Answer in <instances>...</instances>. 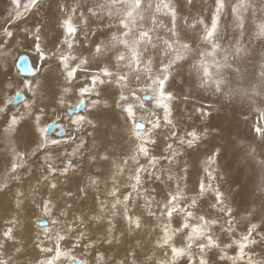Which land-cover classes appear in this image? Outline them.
Listing matches in <instances>:
<instances>
[{"label": "snow or ice", "instance_id": "obj_1", "mask_svg": "<svg viewBox=\"0 0 264 264\" xmlns=\"http://www.w3.org/2000/svg\"><path fill=\"white\" fill-rule=\"evenodd\" d=\"M194 0H103L87 7V15L80 12L78 17L79 24L75 22L76 13L82 7V0H74L71 7L66 10L64 4L58 5L60 12L63 14L57 27L61 30L60 34L55 38L53 48L47 51L42 46L43 26L37 24L33 29H25V32L33 37L35 44V52L42 61L46 57H50L58 61L57 71L60 73L58 79H62L60 84V95L58 103L64 104L67 94L73 91L72 81L79 72L87 73L90 68H95L94 74L91 75V86H82L78 89L81 99L76 107L83 104L82 97L85 93L95 91L97 96H101L107 90L113 87L119 90L118 98L113 95L115 108L121 110V118L126 122L131 121V125L127 128L129 140L133 141L130 152L125 154L119 162L111 158L110 151H115V145L105 148L104 152H95L89 156L91 161H109L111 159L112 173L108 177L112 186L107 189L106 196L111 200H100L96 198L98 211L90 214L87 220L102 222L107 220L105 243L111 245L114 242L119 243L120 238L115 236V225L113 218L120 216L128 224V233L132 234L140 230L144 225L141 215L136 214L133 210L137 206V200H142L140 207L144 213L156 221V227L160 229L162 235L158 236L155 241L156 248L166 249L163 258H156L153 254L145 255L143 261L136 259L135 253H131V260L122 259L115 261V264H180L181 258H186V264H210L208 253L218 250L219 260L229 261L230 264H264V260H256L245 250L253 245L264 244V232L259 231L261 224H264V217L260 223L251 222L256 208L253 206L247 211V215L242 217L249 220L247 231L240 234L239 239L232 240L231 243L221 245L218 237L213 231L217 225L216 219H206L204 215H197L194 211L199 206L202 198L209 193L214 197L209 207L224 216L229 217L226 221L227 227L220 225L221 231L231 237L235 232V219L232 217L233 209L226 202L224 192L213 181L215 169L210 170L222 153V149L215 147L207 155L206 161L203 162V173L206 174L207 182L204 178H200L194 194L190 197L186 195L187 185L181 186L188 175V167L185 162L180 168V172L184 175H178L173 168L180 164L179 157L183 154L181 149L184 147L192 148L199 142L203 136L209 134L208 129L203 133H199L193 129L186 131L184 134H178L177 125L172 119L171 102L175 96L166 88V81L170 73L173 71L174 65L194 52L192 43L186 38V33L195 34L200 42L198 59L194 60L191 65V71L200 77L202 82L211 81L215 84V93L223 96L225 99H231L234 95L241 92L246 94L243 88L229 87L223 77V69L225 67H234V71L239 79H243V73L240 65L230 64V59L240 60L248 49L245 45V37L259 38L264 42V0H201V11L195 15H181L182 8H191ZM11 4L15 7L9 13L8 20H18L22 15L30 11L32 8L40 6L39 0H27L23 5L24 12L19 10V0H11ZM231 10V27L233 34L227 44L223 43V24L226 9ZM241 9H245L248 15H241ZM148 11L151 15V26L143 24V12ZM157 14H163L169 18V25H165ZM252 16V31H248V16ZM139 16L142 23L137 26L136 17ZM107 23L104 25L108 28V33L104 39L92 41V46L88 56L73 54L76 50L74 45L78 43L77 36L83 35L85 41L88 38V25L92 20ZM183 21V32L181 31L180 21ZM7 22V21H6ZM115 28V31L112 29ZM158 30H163L166 35H159ZM4 36L12 37L13 32L7 28L3 30ZM98 33H93L96 35ZM203 45L204 47H200ZM210 49V50H206ZM219 56L220 59L216 57ZM262 58L259 70V79L261 82V91L264 93V50L259 53ZM158 60V63H157ZM114 62V63H113ZM115 69V70H114ZM98 86H103L98 88ZM25 87L33 95V100L24 103V111L13 113L10 117L9 105L22 95L21 91H17L13 96H5L0 102V115L5 117L2 126V132L6 139L15 137L18 142L24 143L26 150L18 151L16 147L12 148V159L10 166L6 165L3 173H0V192L7 191L12 181H21L22 176L20 170L25 168L27 159L35 156L41 150L44 151V169L37 179V183L44 182L49 190H55L57 184L53 180V173L59 172L61 176L69 174L73 165L65 162L62 168L55 166V158L49 154L52 145H56L58 141L49 139L44 135L46 128L41 126V118L39 115L33 117V107L36 103V97L40 93L43 85L36 82L35 87L26 84ZM150 95L154 104L152 109H145L142 95ZM131 97V102H129ZM93 109L98 113L110 111L111 106L107 100L100 99L91 102ZM139 107L150 113V117L146 122L150 127H144L140 120L136 118L135 108ZM163 111V120L156 117V110ZM259 114L260 120L264 121V108L255 109ZM203 116L208 113L201 108L196 109ZM101 115L87 113L79 115L73 121L78 128L84 124L90 126L93 131H97ZM91 117V118H90ZM247 119V117H245ZM169 129L168 136L175 137L178 146L174 147L171 143L167 145L165 152L160 155L153 154L152 147L158 145L156 130L160 128ZM253 131L259 139V145L248 143L241 144L244 149V155L248 161L255 165L261 173L257 191L264 193V126L260 124L253 125ZM168 137H166L167 139ZM83 140H80L76 147L70 153L66 154V158L76 157L82 149L87 148ZM95 147V144H94ZM141 158L146 163L141 162ZM167 161L166 164L162 163ZM97 172L101 169L97 168ZM47 173V175L44 174ZM127 173V182L121 184L118 177H122ZM154 178L161 184L165 185V189L160 190L161 199H157L156 189L146 188L145 178ZM106 182V181H105ZM175 183L176 187L171 188V183ZM99 178L89 175L87 182L81 186L78 191L83 193L85 197L89 190H96ZM121 187L127 189L126 193L121 194ZM72 196L73 193H65ZM24 193L19 190L16 193V205L22 206L21 197ZM183 202V203H182ZM71 207V205H68ZM44 215L51 216L55 204L50 198H44L42 201ZM105 213L107 215H105ZM180 214L182 222L178 227H173L174 214ZM60 216H67V211L61 209ZM74 222L67 224L65 232L57 231L54 234L46 235V239L54 241V247H44L43 242L37 244L42 253H53L51 258H45L37 262V264H58L61 257H64L69 264H88L87 259L77 258L72 254L71 249H63L61 242L66 239V234L78 233L76 242L72 244V248H76L81 239H84L86 233L82 230L85 227V218L82 215H74ZM7 227L2 235L5 240L13 239L15 233L12 225L16 221H8ZM52 224H58L60 221L56 218L51 220ZM179 235L184 243L182 246H176L174 237ZM259 237V239H257ZM139 246V241L137 242ZM236 246V255L227 254V249ZM93 243L89 242L85 245L86 249H91ZM197 248L198 254H194L191 249ZM170 250V255L169 251ZM248 257L245 259V257ZM109 258L103 253L97 252L95 256V264H108ZM0 264H7L6 260L0 259Z\"/></svg>", "mask_w": 264, "mask_h": 264}, {"label": "bare ground", "instance_id": "obj_2", "mask_svg": "<svg viewBox=\"0 0 264 264\" xmlns=\"http://www.w3.org/2000/svg\"><path fill=\"white\" fill-rule=\"evenodd\" d=\"M97 2H103V0H82V7L75 14L76 15L75 22L79 24L80 22H79L78 17L80 15V12H84L87 15V7ZM147 2L148 0H145L146 5H147ZM73 3H74V0H67V1H62L61 4H64L66 6V10H68ZM200 11H201V5L198 3V0H194V3L191 6V8L185 7L181 9V15L182 16L195 15L197 12H200ZM225 11L227 14L224 17H222V20L224 21L223 43L227 44L228 40H230L232 37L233 29L231 27V21H232L231 12H229L228 9H226ZM142 14L144 16L143 24H145L146 26H149L148 23H150V21L148 22V20L151 16L150 13L148 11H144ZM240 14L246 15L247 12L244 13L243 9H241ZM62 15L63 14L60 12L59 7L51 12L50 11L38 12V14L36 15L37 16L36 18L38 19L40 18V21H41L40 25H42L44 28L42 32L43 40L41 41V44H44V42L51 43L60 34L61 30L57 27V25ZM31 20H34V16H31V17L29 16L26 19V21H24L17 29H11L10 31L13 32L14 35L12 37H8V39L6 38L7 40H4L2 43H1V40L4 39V35L2 38H0V46L4 43L3 44L4 47L3 48H1L2 46L0 47V50L2 51V52L0 51V102L3 101L5 96H11L14 94V92L18 89V87H15L16 84L22 85L25 81V79H16V78L8 77L9 75H5V73L9 66V61L12 58V55L10 53L12 52V50L10 48L13 47L15 43H18L20 41V40H16L19 36L23 38L24 36L28 37L27 39H29V42L35 45L33 42V37L25 32V29H30V27L28 26L32 22ZM162 22L166 26L169 25V18L166 16L163 17ZM106 23H107V19H105L103 23L100 21L92 20L88 25V28H89L88 36L89 37L85 41V38L83 35L77 36L78 43L74 45V48L76 51L73 54H80L83 56H88L89 50L92 46V41L93 40L99 41L100 39H104L105 35L108 33L109 31L108 28L104 26ZM141 23L142 21L140 17L137 16L136 17L137 26L141 25ZM34 25L35 24H33V26ZM180 25H181V31L183 32V21L182 20L180 21ZM252 28H253L252 22L251 24L248 22V31L251 32ZM115 30H116L115 28L112 29V31H115ZM161 31L166 35V33L163 30ZM94 32L98 34L93 35ZM160 32L158 30V34ZM185 36L189 40V42L192 43L193 48L196 50L188 54L184 58V60L179 61L177 65L181 62H184L186 65H190L188 67H191V65L194 63V60L198 59L199 57L200 48H198L197 45L200 44V42L198 41L195 34L193 33H186ZM27 39L24 38V41ZM245 41L246 42L255 41L256 43H260V41L258 40V37L252 38L247 35L245 37ZM26 43L28 42H25V44ZM260 45L261 46L255 48L256 49L255 53H257L255 55L254 54L251 55V53L253 52H250L251 45L248 44L246 45V47L249 51L247 54L243 56L242 59L240 60L230 59L229 61L230 64L235 65L238 63L240 65V70L243 73V79L238 78L237 74L234 71V67L233 68L225 67L222 70L223 77L229 87L243 88L246 90V94L244 92H241L240 94L236 95L240 101H243L242 104L239 102V100H237L236 102L225 101L222 103L221 96L215 93V87H216L215 84L212 83L211 81L202 82L199 76H196V80L193 81L192 83H191L192 78L190 77L186 78L185 84H183L180 81L182 83V86L180 88L179 94L181 97L185 98V100L180 101L175 98L171 102L172 113H173L172 119L173 121H176V122L181 121V120L186 122V119H188V117L191 116V114L193 115V112H197L195 106H193L196 104H194V102L192 104V101L202 102L203 104H206L208 107L209 113L207 116H203L201 112H197L199 113L200 116L204 117L202 120L198 121L197 131L199 133H203L205 129H208L209 134L207 136H203L202 139L199 142H197V144H195L192 148L184 147L183 149H181L183 154L179 157L180 164L175 166L173 168V171L177 172L178 175H184V173L180 172V168L184 166L185 162L187 163L188 175H187L186 180L182 182L181 186L185 184L187 185L186 195L190 197L191 195L194 194V190L196 189V186L198 185L200 178H204L205 182H207L206 174L203 173L202 171V168L204 166L203 162L206 161L207 155H209L211 150L214 149L215 147H219L222 149L221 155L217 159L216 163L211 166L210 170L215 169L214 176L216 177V179L213 181V183L215 186H218L222 192H224L225 197H226V202L233 209L232 217H234L235 219V232L230 237L232 238V240L239 239L240 234L242 232L247 231L249 220L243 219L242 217L247 215V211L250 208H252L253 206H255L256 208L254 215L250 218L251 222L260 223L262 217H264V204H262L261 202L260 192L257 191V184L259 183V178H260L261 173L258 169H256L254 164H252L250 161L246 159L244 155V149L243 147H241L242 143L243 144L252 143V144L259 145L260 142H259L258 137L253 131V125L260 124L261 126H264V121L260 120L259 114L255 110L257 108H264V101L261 100V96H264V93H262L261 91V82L259 79L260 64L262 62V58L259 56V53L262 50H264V48L262 47V43H260ZM200 47H204V46L200 45ZM16 48L18 47L16 46ZM50 50L52 49L50 48ZM206 50H210V49H206ZM21 54H23V52L19 51L18 55H21ZM35 55H38V54H35ZM254 56L255 58H253ZM216 58L220 59L219 56H217ZM21 59H25L27 61V64L25 67L19 68L17 66V63ZM29 60L27 57L23 55L16 58L15 66L19 70V73L21 75L28 76L30 72ZM39 62H41L40 64L41 66L38 70V74L37 73L34 74V77H31V78L28 77V80H30V82L33 84L31 85L33 87H35L37 81H39V83L43 85L40 93H38L37 97L35 98L36 103L33 107V111L36 110V112L40 114L41 126L43 127V125L45 124L47 120H50L52 117L54 118L58 117L57 115H59L60 113V110L57 109V106L60 104L58 103V97L60 95V84H62L63 81L62 79H58L60 77V73L57 71L58 61L55 60L52 62L51 59L47 60L45 58L44 61L40 59ZM157 63H158V60H157ZM91 75L92 74L90 73H84L82 71L79 72L76 78L73 80L74 83H72L71 85L73 88V91L67 94V96L65 97V101L70 102L75 97L80 96L78 89L82 86H88V80L91 81ZM18 81H21V82H18ZM91 84H92V81L90 82V85ZM48 85L52 87L51 89L49 88L51 92L46 91V89L48 88ZM102 87L103 86H98V88H102ZM166 88L168 89L167 85H166ZM91 94H86L84 95V97H82V99L89 100L90 102L87 101L88 104L84 103L85 104L84 109L78 113H74V115L70 117L69 121L68 120L65 121L63 116H61L63 119L59 121V123L64 124V126L67 123V126H68L67 129L71 132H69L70 133L69 135H67L68 133L67 132L66 134L64 133L65 135L64 137L62 136L63 139L66 138L67 136V139L64 141L63 146H59L57 149L63 148V150L57 151V149L53 147L51 148V151L49 152V154L55 158V161H57L56 159L60 157L62 161L63 157L66 158V154L70 153L72 149L77 146L80 140H83L88 147L85 149H82L78 156L66 158L69 160L72 159L71 163L68 161L69 164L73 165V168L70 170L69 174L65 176H61L59 172L52 174L53 180L57 184V188L55 190H49L47 185L43 182H41L42 185L41 187H39L38 191H34V190L29 191L25 189L24 187H22L21 185H19L18 187H20L19 189H21L20 192L24 193V196L21 197L22 206L19 208L16 205L17 191L12 190L13 187L14 188L16 187L15 186L16 183L12 181L11 183L13 184L10 185L11 187L9 186L10 187L8 188L9 191L7 190V191L0 193V225H3V226H0V232H3L7 227L11 226L9 225L8 221L14 219L16 223L12 225V227H13V231L15 233L14 236H16L15 237L16 239L20 232L26 230L22 228L21 226L17 225V222H18L17 219L21 218L22 216L29 215L30 212H37L36 211L37 208L35 210V207L37 206H38V209L41 208V210H38L36 214H31V215L32 216L39 215V217L40 215L41 216L44 215L43 208H42V201L44 198H50V199L56 200V199H59L60 196H62L63 198L62 200H64L63 201L64 203L62 202L58 203L57 201L56 203L54 200H52L53 203L55 204V208L53 209L52 216L56 217L60 221V223H58L57 225V231H61V232L66 230L67 224L69 222H74L73 217L74 215H76L77 210L85 211V213L87 214L86 215L87 217L90 214L97 212L98 211L97 204H96L97 197H99L100 200H105V199L111 200L110 197L106 196L107 189L111 188L112 186L111 180L108 179V177L110 176V172L113 171L111 170L112 169L111 159L110 161H107V162L99 161V160L91 161L89 159V156L94 154L95 152H104L105 148H110L112 145H115V147L117 148V151L116 150L110 151L109 155L111 158H114L117 160V162H119V158L127 154L126 151L128 150V148L129 149L132 148L131 146L133 144V141L129 140V135L127 131L128 121L126 122L124 119H122L121 114L118 111H115L113 109L115 108L114 102L112 100V96L113 94H115L114 89L112 88V89L107 90L105 93H102L101 96H97L95 94V91L92 92ZM149 97H150V100L148 102L143 101V103L146 107L149 104L148 107H151L152 109L154 107V104L152 103L150 95ZM97 99H100L102 104L104 100H107L108 104L111 106V110L103 111L102 115L101 113H98L97 110L93 109L91 106V102ZM32 100H33V95L30 92V94L28 95V98L25 95L24 101L19 103L20 105H18L17 107H12L11 105H9L8 107L10 111L8 112V116L10 117L13 113H17V110H19L20 112H23L24 103H29ZM209 101H215L220 104L217 105ZM250 101H258L259 103L256 105H252ZM212 103L215 106H212ZM61 105H64V104H61ZM216 107L219 109H222L221 111H224V112L220 113L218 112L219 110L218 111L214 110V108ZM75 108L76 106L74 108L71 107V109H74V110ZM63 109L61 111L62 112L64 111L66 113L67 108L64 110ZM87 109L89 113H93L94 115H101V121H100L98 130L95 132L88 125H82L79 128H77V126L73 124V121L76 119L77 116L85 115V111ZM83 111L84 113H82ZM135 112H136L137 119H140L141 117H145V120H143L145 124L146 119L149 118V115H148L149 112L148 114L147 113L141 114L140 112L137 111L136 108H135ZM156 113H157L156 116H158L157 118H159L162 121L163 111L160 109H157ZM245 117H247V119H245ZM34 118L35 117L33 116L32 120H34ZM4 122H5V117L3 115H0V132H2V126ZM101 125H104L102 129H101ZM187 127H190V125L188 124ZM188 129L191 130V128H188ZM163 132H164L163 127L156 130V133L158 134V137H157L158 145L152 147L151 150L153 154L160 151L161 146H163L162 135H161ZM167 143L168 144L171 143L173 146H175L176 144L174 139H169ZM94 144H95V147H94ZM13 147H16L18 151L26 150L24 143L18 142L14 136L6 139L3 135H1L0 137V170L1 172L2 171L4 172L5 166L7 165V161H9L8 165L10 166ZM121 149H123V152L121 151ZM44 154H45L44 151H40L38 152V155H40V157L39 156H36V157L33 156L34 158L29 157L30 162L27 161L26 167L24 170L32 171V174L34 175L37 174V177H39L41 174V171H44V169L40 168L41 164L43 163L42 158ZM7 156L9 157L8 160H7L8 158ZM62 162H65V161H62ZM141 162L142 163L145 162L144 158H141ZM162 163L166 164L167 161H163ZM60 167L62 168L63 166L61 165ZM97 168H100L101 171L103 172L102 173L98 172L95 174L94 172H96ZM44 174L47 175L46 172H44ZM29 175L31 176V174ZM89 175L99 178L100 183H98L96 190L94 191L89 190L88 195L83 198L82 196L83 193H80L78 189L87 182ZM21 176H22V173H21ZM27 176H28V173H27ZM37 177L35 176L36 180H37ZM124 177L122 180H121V177L119 179V182L121 184L127 182V178H124ZM24 179H21V181H19L18 183L25 181ZM144 186L149 189H153V188L156 189L157 192L152 193V194L157 195V199H161V195L159 194L160 190L166 188L165 185L161 184L159 181H156L154 178L151 179L147 177L145 178ZM170 186L171 188L174 189L176 187V184L173 182L171 183ZM126 191L128 190L127 189L123 190L124 193H126ZM41 192L43 193L41 194ZM67 192H71L73 193V195L70 197L65 195V193ZM121 194H123L122 191H121ZM77 195L81 196L80 199L78 200L76 198ZM64 198H67V199L65 200ZM31 200L34 203H36L37 206H35L31 202ZM212 202H214V197L211 195V193H209L205 198H202L201 202L199 203V206L196 209H194V211L197 215H204L206 219H216L218 221L217 225L214 226L213 231L218 237L219 241L221 242V245H223L224 243H226L227 233L221 231L220 225H224L225 227H227L226 221L229 219V217H226L222 213H219L211 209L209 205ZM142 203H143L142 200H137V206L133 210L136 214L141 215L142 217V223L144 226L140 230L133 232L132 234H129L127 222L124 221L120 216H117L113 218V224L115 225V230L113 234L120 238V242L119 243L114 242L113 244L109 245L105 243L106 228L108 226L107 220L105 219L102 222H95V221L87 220L86 218V223H85V227L83 228V230L88 231L90 233V234L89 233L87 234L90 240L85 242L84 239H81L80 242L77 244L76 248H80L81 246H83V248L77 249V250L76 248H74V251L72 253L74 255L81 253L83 258L88 260V264H95V256L97 252H100V253H103L106 258H109V257L111 258L109 259L108 264H115V261L117 260H122L126 258L128 260H131L132 258L131 253H135V256L137 257V254L139 251L138 247L141 245V243H143L144 246H146L148 249L151 248V251L154 257L163 258L161 255H164V252L166 249L155 247V241L158 238V236L162 235V232L160 231L159 228L156 227V221L153 218L148 217L144 213L143 209L140 207ZM61 204L62 205L64 204V208H62L63 206L61 207ZM68 205H71V207H68ZM61 209H64L65 211H67V216H63L64 218H66L64 220L60 218V215H58ZM54 214H57V215H54ZM105 215L107 214L105 213ZM83 217L85 218V216ZM50 222L48 223L47 226H50ZM181 222L182 220H181L180 214L178 213L174 214L173 227H178ZM96 230H99L98 234L92 235L97 232ZM57 231H53V234ZM259 231L264 232V224H261ZM124 234L126 237V241H125ZM257 239H259V237H257ZM138 241H139V246L137 245ZM228 241L231 243V240H228ZM89 242L93 243V247L91 249H86L85 245L88 244ZM9 243L11 242H8V244ZM174 243L176 246L179 247L183 245L184 241L182 237L177 235L176 237H174ZM23 245L25 244L23 243ZM61 246L63 249H65L64 245L61 244ZM68 248L72 250V246L71 247L68 246ZM31 249L34 251L26 254L25 257H30V258L39 257L37 250L34 249L33 247ZM168 251L170 255V250ZM198 251L199 250L198 249L196 250V248H194V250L192 249V252L194 254H198ZM226 251L228 255L234 256L236 255L237 249H236V246L234 245L233 248L227 249ZM245 251L249 255H251L253 258H255L256 260H264V244L253 245L250 248H247ZM3 255H6V257L4 258ZM10 255L11 254L7 251L6 246L4 247L0 246V259L6 260L7 264L35 263V261L8 260ZM49 255L52 256L53 254L49 253ZM208 257L210 259V264H230L229 261L219 260L218 250H213L209 252ZM247 258L248 257L246 256L245 259ZM138 261L142 262V260H138ZM61 263H62V260L58 262V264H61ZM180 264H186V258H181ZM240 264H243V262H240Z\"/></svg>", "mask_w": 264, "mask_h": 264}, {"label": "rangeland", "instance_id": "obj_3", "mask_svg": "<svg viewBox=\"0 0 264 264\" xmlns=\"http://www.w3.org/2000/svg\"><path fill=\"white\" fill-rule=\"evenodd\" d=\"M41 1V2H40ZM62 1H67V0H39V4L41 5V6H39L38 8L39 9H37L36 7H34V8H32L30 11H28L27 13H25L24 15H22L18 20H14V21H9L8 20V16H9V13L10 12H12L13 11V8L15 7L14 5H12L11 4V0H0V38H2L3 37V30L5 29V28H7L9 31L11 30V29H17L24 21H26V19L30 16H34V20H31L32 22L29 24V26L28 27H30V29H33L32 27H34L35 25H37V24H40L41 23V21H40V18L38 19V18H36L37 16V14H38V12H44V11H53V10H55V9H57L58 8V5L59 4H61L62 3ZM46 2V3H45ZM61 2V3H60ZM25 3H27V0H19V10L21 11V12H24V7H23V5L25 4ZM56 3V4H55ZM198 3L201 5V0H198ZM43 5V6H42ZM46 6V7H45ZM49 6V7H48ZM51 6H53V7H51ZM43 7H44V9H43ZM57 7V8H56ZM50 8V9H49ZM41 10V11H40ZM228 11L229 12H231V10H230V8H228ZM243 11H244V13H246L245 12V9H243ZM31 12V13H30ZM35 14V15H34ZM158 15V18L162 21L163 20V17H165L164 15H162V14H157ZM246 15H248V14H246ZM37 19V20H36ZM151 16H150V18H149V20H148V22L150 21V23H148V25L149 26H151L150 24H151ZM252 20H253V17L252 16H248V22L251 24V22H252ZM7 21V22H6ZM14 22V23H13ZM33 24H35L34 26H33ZM31 25V26H30ZM161 30H159V32H160ZM162 33V34H161ZM160 35H165L162 31L159 33ZM89 37V36H88ZM8 39V37L7 36H4V39H2L1 40V43L4 41V40H7ZM24 38H28V37H25L24 36ZM24 38L23 37H21V36H19L16 40H20L18 43H15L14 44V46L13 47H11L10 49L12 50V52H10L11 53V55H12V58L10 59V61H9V66H8V68H7V70H6V73H5V75H9L8 77H12V78H16V79H25V81H24V83L21 85V84H16L15 85V87H18V89L14 92V94L13 95H15L16 94V92L17 91H21L22 92V94H24V96L26 95L27 96V98H28V95L30 94V92L28 91V89L25 87V85L26 84H28V85H33L31 82H30V80H28V77L29 78H31V77H34V74H38V70H39V68H40V64H41V62H39V60H40V57L38 56V55H35V54H37L36 52H35V45H33V43H31V42H29V39H27V40H25L24 41ZM43 40V39H42ZM258 40L260 41V43H262V47L264 48V42H262L259 38H258ZM25 42H28V43H26L25 44ZM248 42V44L249 45H251V48L253 49V51H252V49L250 48V52H253V53H251V55L252 54H257V53H255L256 52V47H259V46H261L260 45V43H256L255 41H247ZM247 42L245 41V45H248L247 44ZM49 42H44V44H42V46H45L47 49V51H51L50 50V48L52 49V47H53V43L51 42V43H49ZM4 44V43H3ZM3 44L0 46L1 48H3L4 46H3ZM18 44V45H17ZM47 44V45H46ZM52 44V45H51ZM50 45V46H49ZM16 46L18 47V48H16ZM7 48V47H6ZM16 48V49H15ZM1 51V50H0ZM19 51H21V52H23V54H21V55H18V52ZM2 52V51H1ZM25 53V54H24ZM35 53V54H34ZM25 56V57H27L28 58V60H29V63H30V72H29V74H28V76H24V75H21L20 73H19V70L16 68V66H15V60H16V58H18V57H20V56ZM17 56V57H16ZM253 58H255V56L253 57ZM46 59L47 60H50L51 58L50 57H46ZM52 60V62L53 61H55L54 59H51ZM32 62V63H31ZM51 62V63H52ZM11 63V64H10ZM13 63V64H12ZM180 64V65H179ZM178 65H174V67H173V71L171 72V74L169 75V78H168V80L169 79H171V80H167L166 81V83L167 82H169V83H167L166 85L168 86V90L170 91V92H172L173 93V95L175 96V98L177 99V100H182V101H184L185 100V98H183V97H181L180 96V88H181V86H182V83L183 84H185V82H186V78L187 77H190V78H192V80H191V83L193 82V81H195L196 80V74L194 73V72H192L191 71V67H188V66H190V65H186L184 62H181V63H179ZM14 65V66H13ZM53 65V64H52ZM32 67V68H31ZM17 69V70H16ZM94 70H95V68H90L89 70H88V72L87 73H90V74H94ZM18 72V73H17ZM177 72V73H176ZM85 73V72H84ZM173 73V74H172ZM173 75V76H172ZM180 76H181V78H180ZM177 77V78H176ZM11 79V78H10ZM27 80V81H26ZM12 81V80H11ZM10 81V82H11ZM85 81H87V80H85ZM175 81V82H174ZM182 83H181V82ZM6 82H8V81H6ZM18 82H21V81H18ZM90 82L91 81H89L88 80V86H91L90 85ZM16 83H17V81H16ZM72 83H74L73 81H72ZM190 83V84H191ZM174 84V85H173ZM181 84V85H180ZM165 85V86H166ZM173 85V86H172ZM179 86V87H178ZM52 88L51 86H49L48 85V88L46 89V91H50V89ZM113 89H114V93L115 94H113V95H115V97H117L118 98V95H119V90L118 89H116V88H114L113 87ZM51 92V91H50ZM77 94V93H76ZM86 94H91V93H85L84 95H86ZM94 94V93H93ZM96 94V93H95ZM138 95H140V93H137ZM13 95H11V96H13ZM92 95V94H91ZM142 96H144L143 94H141ZM84 97V96H83ZM78 98V99H77ZM81 99V97L80 96H78V97H75L73 100H71L70 102L69 101H65V103H64V105H61V104H59L58 106H57V109L58 110H60V113H59V115H57L58 117H52L50 120H47L46 122H45V124L43 125V127H47L48 126V124H50V123H57L58 125H59V127L62 129L63 128V130L65 131V134L67 133V135H69L70 133L69 132H71V131H69L68 129H67V123H66V125L64 126V124H60L59 123V121H61L63 118H64V120L66 121V120H70V117H72L73 115H68L67 113H65L64 111L62 112L61 110L64 108V109H66L67 108V110H74V109H71V107L72 108H74L75 106H76V104L78 103V101ZM112 100H113V96H112ZM24 101V100H23ZM22 101V102H23ZM73 101V102H72ZM83 103H85V104H88L87 103V101H89V100H86V99H83ZM129 101H131V97H129ZM90 102V101H89ZM146 102H148V101H146ZM186 102V101H185ZM193 102H194V104H196V105H193V106H195V108L197 109V108H201L204 112H207V113H209V111H208V107H207V105L206 104H203L202 102H195V101H192V104H193ZM209 102H213L214 104H217V105H219L220 103H217V102H215V101H209ZM153 103V102H152ZM212 103V106H215L214 104ZM71 104V105H70ZM75 104V105H74ZM191 104V103H190ZM18 105H20V104H17V105H12L11 104V106L12 107H17ZM151 105V104H150ZM62 106V107H61ZM68 106V107H67ZM149 106V104L147 105V107L145 108V109H151V107H148ZM206 106V107H205ZM39 107V106H38ZM66 107V108H65ZM60 108V109H59ZM77 108V107H76ZM76 108H75V110H76ZM205 108H206V110H205ZM63 109V110H64ZM115 111H118L120 114H121V110L120 109H118V108H113ZM136 109H137V111L138 112H140L141 114H144V113H147L148 114V112L147 111H145L144 109H140L139 107H136ZM214 110H216V111H218V112H224V111H221L222 109H219V108H214ZM85 111V110H84ZM84 111L82 112V113H84ZM67 112V111H66ZM87 113H89V111H88V109L85 111V114H87ZM62 114V115H61ZM35 115H39L40 116V114L39 113H37L36 112V110H34L33 111V116L35 117ZM149 115V117H150V113L148 114ZM61 116H63V118L61 117ZM67 116V117H66ZM158 116H156V117H154V118H157ZM200 117V118H199ZM204 117H202V116H200L199 115V113H197V112H193V115L191 114V116H189L188 117V119H186V122H184V121H174L175 122V124L178 126L177 127V131H178V134L180 133L181 135L182 134H184V132H186V131H191V130H193V129H195V130H197L198 128H197V126H198V121H200V120H202ZM53 119V120H52ZM58 119V120H57ZM159 119V118H158ZM198 119V120H197ZM138 120H140V119H138ZM140 122L141 123H143L144 124V121L143 120H140ZM182 122V123H181ZM131 125V121H128V127ZM147 124V125H146ZM183 124V125H182ZM190 125V127H187V125ZM84 125H87V124H84ZM145 126L144 127H150V125L145 121V124H144ZM180 126V127H179ZM102 127H104V125H101V129H102ZM78 128V127H77ZM76 128V129H77ZM188 128H191V130H189ZM76 129H74V130H76ZM186 129V130H185ZM73 130V131H74ZM168 132H169V129H165L164 128V132L161 134L162 135V144H163V146H161V149H160V151H158V152H156L155 154L156 155H159V154H163V152H165V149H166V147H167V145H168V140L169 139H174V141L176 142V144H175V146L174 147H176V146H178V142H177V140H176V138L175 137H170V136H168ZM73 133H75V132H73ZM44 135L45 136H47L49 139H53V140H56V141H58V143L56 144V145H52V146H50L51 148H55V149H57L59 146H63V144H64V141L67 139V136H66V138H64L63 139V137L65 136V135H63V137L62 136H58L57 135V131H55V132H53L52 134H49V135H46L45 133H44ZM57 135V136H56ZM0 137H1V135H0ZM157 137H158V134H157ZM166 137H168L167 139H166ZM158 139V138H157ZM167 141V142H166ZM132 147V146H131ZM116 148V147H115ZM59 150H63V148H61V149H57V151H59ZM130 150L131 149H129L128 148V150L126 151V153H128V152H130ZM41 151H43V150H41ZM116 151H117V148H116ZM121 151L123 152V149H121ZM36 156H39L40 157V155H38V153L34 156V157H36ZM124 156V155H123ZM122 156V157H123ZM8 157V156H7ZM12 157V156H11ZM33 156H31L30 158H34ZM122 157H120L119 158V161H120V159L122 158ZM30 158H28L27 159V161H29V159ZM57 158V157H56ZM9 159V157L7 158V160ZM57 161H55V162H57V163H55V166L57 167V168H61L60 166L62 165V166H64V163L65 162H67L68 163V161L71 163L72 161V159H66V158H64L63 157V159H62V161H65V162H62L61 161V157L60 158H57L56 159ZM59 160V161H58ZM110 161V160H109ZM144 163H146V160L144 159ZM30 162V161H29ZM42 162L44 163V160H43V158H42ZM8 163H9V161H7V165H8ZM27 163V162H26ZM42 163V164H43ZM61 163V164H60ZM41 164V165H42ZM57 164H58V166H57ZM25 167H26V164H25ZM40 168H41V166H40ZM111 168V167H110ZM25 169V168H24ZM24 169H22V170H20L21 171V173H22V179H24L25 177H27V178H25L24 180L25 181H22L21 183H18L19 181H14L15 183H16V187L14 188H12V190L14 191V190H16V191H20L21 189H19L20 187H18L19 185H21L22 187H24L25 189H27V190H29V191H38L39 190V187H41V183H37V180H36V178H35V176L37 177V174H32V171H28V170H24ZM39 169V168H38ZM111 170H113V169H111ZM25 171V172H24ZM30 172V173H29ZM41 172H43V171H41ZM103 171H101V172H99V173H102ZM105 172V171H104ZM0 173H3V171L1 172V170H0ZM27 173H28V176H27ZM95 174L96 173H98L97 171L96 172H94ZM111 173L112 172H110V175H111ZM29 174H31V176L29 175ZM127 173H125V177L124 176H122L121 177V180L123 179V177L124 178H127ZM24 177V178H23ZM30 178H32V179H30ZM36 181H35V180ZM37 179H38V177H37ZM119 179H120V177H118V181H119ZM18 183V184H17ZM44 183V182H43ZM13 183H10L9 184V186L10 185H12ZM28 184V185H27ZM37 184V185H36ZM34 187H33V186ZM11 187V186H10ZM9 187V188H10ZM28 187H29V189H28ZM38 187V188H37ZM32 188H34V189H32ZM36 188V189H35ZM18 189V190H17ZM125 188H123L122 187V189H121V191H122V193L124 194V192H123V190H124ZM8 191H9V189H8ZM4 192V191H3ZM0 193H2V192H0ZM43 192H41V194H42ZM45 195H47V194H45ZM82 196H83V198L85 197L83 194H82ZM80 197L81 196H78L77 195V200L78 199H80ZM63 198H62V196H60V198L59 199H51V200H54L55 202L57 201L58 203L60 202H62V203H64L63 201L64 200H62ZM65 200L67 199V198H64ZM31 202L35 205V206H37V204L36 203H34L32 200H31ZM53 202V201H52ZM56 202V203H57ZM63 206V207H62ZM61 207L62 208H64V204L62 205L61 204ZM36 208H37V210H36ZM35 210L38 212V210H41V208H39L38 209V206L37 207H35ZM37 212H30L29 213V215H27V216H22L21 218H18L17 220H18V222H17V225H19V226H21L22 228H24V229H26V230H24V231H22V232H20L19 234H18V236H17V238L15 239V237L16 236H14V239L16 240H6L5 241V239H4V237H3V235H2V233L3 232H0V246H2V247H4V246H6V249H7V251L11 254L10 256H9V258H8V260H12V261H20V260H23V261H35V263H32V264H37V262L38 261H40V260H42V259H45V258H51V255H49V253H42L41 251H40V249H39V247H37V244H39L40 242H43V244H42V246H44V247H49V248H53L54 247V241L53 240H49V239H46L45 237H46V235H51V234H53V231H57V225L58 224H52L50 221L53 219V218H56V217H53L52 215L51 216H44V215H40V217H39V215H37V216H32L31 214H36ZM54 215H57V214H54ZM59 215V214H58ZM76 215H82V216H85V222H86V218H87V214L85 213V211H81V210H77L76 211ZM40 218V219H39ZM44 218V219H43ZM60 218L61 219H66V218H64L63 216H60ZM46 219V220H45ZM57 219V218H56ZM37 221L38 222H42V221H47L48 223L50 222V226H38V224H37ZM0 226H3V225H0ZM36 226V227H35ZM49 227V228H48ZM40 230V231H39ZM42 230V231H41ZM64 230V229H63ZM83 230V229H82ZM3 231V230H2ZM65 231V230H64ZM64 231H62V232H64ZM85 233H86V236H85V238H84V240H85V242H87V241H89L90 240V238H89V236L87 235L89 232L88 231H85V230H83ZM97 232L95 233V234H92V235H97L98 234V232H99V230H96ZM90 234V233H89ZM78 235V233H73V234H66V239L64 240V241H62L61 242V244L62 245H64V247H65V250H67V249H69L68 248V246L69 247H71L72 246V244L73 243H75L76 242V236ZM124 237H125V234H124ZM151 237V236H150ZM31 239H32V241H31ZM228 240H231L232 241V238H230L229 237V235L228 234H226V243H230ZM14 241V242H13ZM125 241H126V237H125ZM124 241V242H125ZM8 242H11V243H9L8 244ZM124 242H122V243H124ZM2 243V244H1ZM23 243L25 244V245H23ZM122 246V245H121ZM34 248V249H36L37 250V253H38V256L39 257H34V258H30V257H25L26 256V254H28V253H31V252H33L34 250H32L31 248ZM129 247V246H128ZM83 248V246H81L80 248H76V250L77 249H82ZM138 254H137V257H136V259L137 260H142L143 261V259H144V257H145V255H147V254H152V251H151V248H147L146 246H144V244L143 243H141V245L138 247ZM193 250H194V248H193ZM196 250H197V248H196ZM72 252L74 251V248H72V250H71ZM191 251H192V249H191ZM48 255V256H46V255ZM51 254H53L54 255V252L53 253H51ZM73 254V253H72ZM74 255V254H73ZM75 256L77 257V258H83V256H82V254L81 253H78V254H75ZM162 257H163V255H161ZM3 257L5 258L6 257V255H3ZM156 258H159V257H156ZM84 259V258H83ZM61 260H62V263L61 264H69V262L64 258V257H61Z\"/></svg>", "mask_w": 264, "mask_h": 264}, {"label": "water", "instance_id": "obj_4", "mask_svg": "<svg viewBox=\"0 0 264 264\" xmlns=\"http://www.w3.org/2000/svg\"><path fill=\"white\" fill-rule=\"evenodd\" d=\"M27 64V61L25 59H21L20 61H18L17 66L19 68L25 67ZM143 97V101H149L150 97L149 95H144ZM25 96L24 94H22L21 96H18L12 103V105H17L19 103H21L24 100ZM85 107V104H80L79 107L76 108V110H67V114L68 115H73L74 113H78L80 111H82ZM57 131V135L58 136H63L65 131L63 129H60L59 126L55 123H51L48 124V126L46 127V131L45 134L49 135L52 134L53 132ZM38 226H47L48 222L47 221H42V222H37Z\"/></svg>", "mask_w": 264, "mask_h": 264}, {"label": "clouds", "instance_id": "obj_5", "mask_svg": "<svg viewBox=\"0 0 264 264\" xmlns=\"http://www.w3.org/2000/svg\"><path fill=\"white\" fill-rule=\"evenodd\" d=\"M237 100H239V98L236 95H234L231 99H225L223 96H221V102L222 103L225 102V101H228V102H236ZM261 100L264 101V96H261ZM239 102L241 104L243 103V101H240V100H239ZM250 103L252 105H256L259 102L258 101H250ZM260 196H261V202H262V204H264V193H260Z\"/></svg>", "mask_w": 264, "mask_h": 264}]
</instances>
